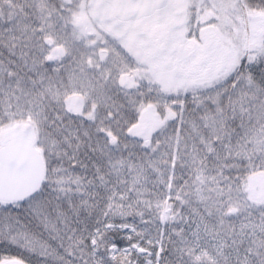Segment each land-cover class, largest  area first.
Returning <instances> with one entry per match:
<instances>
[{
    "label": "snow or ice",
    "instance_id": "1",
    "mask_svg": "<svg viewBox=\"0 0 264 264\" xmlns=\"http://www.w3.org/2000/svg\"><path fill=\"white\" fill-rule=\"evenodd\" d=\"M19 7L0 264H264V0Z\"/></svg>",
    "mask_w": 264,
    "mask_h": 264
},
{
    "label": "rangeland",
    "instance_id": "2",
    "mask_svg": "<svg viewBox=\"0 0 264 264\" xmlns=\"http://www.w3.org/2000/svg\"><path fill=\"white\" fill-rule=\"evenodd\" d=\"M191 2L192 0H183V5L187 6ZM20 3L21 0H0V27H7V24L4 22L9 19L15 22L22 17L23 14L19 7ZM4 251L5 249H0V253ZM77 255H79V252H77Z\"/></svg>",
    "mask_w": 264,
    "mask_h": 264
}]
</instances>
